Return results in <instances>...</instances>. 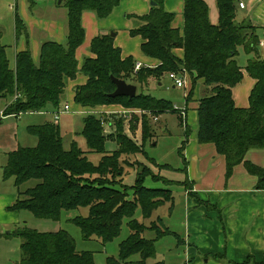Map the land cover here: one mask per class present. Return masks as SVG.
<instances>
[{
    "label": "trees",
    "instance_id": "1",
    "mask_svg": "<svg viewBox=\"0 0 264 264\" xmlns=\"http://www.w3.org/2000/svg\"><path fill=\"white\" fill-rule=\"evenodd\" d=\"M155 5L143 15L128 14L139 24L129 29L132 37L141 38V52L158 64L134 69L135 59L122 58L121 51L114 45L109 34L95 36L89 46L93 57H85L78 69L76 50L84 41L81 15L93 12L98 19L107 18L120 0H64L67 13V34L64 43L47 41L41 44L38 61L32 59L29 47L15 54L14 66L6 55L0 29V98H12L3 110L4 115H18L41 112L51 107L57 109L64 94L66 82L73 80L78 72L86 77L83 85L76 86L75 104L94 109L103 105L120 104L127 108L144 110L152 116L175 112L173 104L142 91L133 98L110 97L114 91L110 76L122 79L136 86H145L149 77L156 80L169 72L180 74L186 71L191 78V87L185 102L191 101L197 80L211 87L210 94L197 100L196 139L199 144L212 143L216 152L224 156L225 178L233 168L243 164L245 170L257 178L255 188L264 192V169L245 160L250 149H264V59L258 52L257 27L248 19L238 22L235 18L238 0H215L218 21L212 24L208 17V6L204 0L183 1L182 34L172 27L174 13L164 9L163 0H150ZM15 35L27 38L23 21L15 14ZM181 48L183 57H177L173 50ZM251 55L244 66L245 72L255 80L248 96V105L238 107L232 98V88L243 80L242 68L238 64L239 50ZM149 117V116H147ZM115 134L116 149L106 151L104 130L100 118L87 114L82 119L83 136L87 152L100 154L97 164L92 163L76 142L68 149L63 147L59 126L53 122L31 125L27 132L36 137L33 147L19 146L6 154L3 167L4 178H13L18 188L15 202L10 211H28L37 219L58 220L62 210L78 207L87 208L86 216H75V224L88 240L96 237L102 243L116 238L123 219H127L129 235L118 244V255L106 257L105 264H123L130 256L138 254L140 259L129 264H146L155 255V241L165 235H177L164 226L161 218L149 226L134 218L140 209L144 219L165 203L173 204L169 189L148 188L146 178L154 181L166 179L144 167L135 176L134 184H124L120 157L122 155L146 154L143 147L152 136L151 123L142 119L141 146L127 138L122 132L121 120ZM180 123L188 130L179 115ZM186 131V132H187ZM186 141V140H185ZM185 141L179 148L184 172L183 158ZM155 163V162H154ZM158 168L171 167L167 164ZM29 180H36L34 186L20 190ZM183 186L186 180L182 181ZM131 191L132 199H128ZM154 231V239H145L144 230ZM12 235L22 239V257L17 264H95L93 253L76 251L73 238L64 230L38 232L25 225L15 228ZM154 264H163L162 261ZM233 264H264L247 256Z\"/></svg>",
    "mask_w": 264,
    "mask_h": 264
},
{
    "label": "crops",
    "instance_id": "2",
    "mask_svg": "<svg viewBox=\"0 0 264 264\" xmlns=\"http://www.w3.org/2000/svg\"><path fill=\"white\" fill-rule=\"evenodd\" d=\"M204 1L209 9L208 17L210 22L216 24L218 11L215 0ZM239 2L243 4V8L237 5L235 18L238 22L248 19L257 27L258 52L260 58L264 59V0H238ZM163 6L165 10L174 13L172 27L178 29L180 34H182L183 1L163 0ZM11 9H13V12ZM149 9L150 0H120L118 6L105 19H96L93 12L84 11L81 15V23L85 32L84 41L76 50L78 68L81 67L85 57H93V54L89 51L91 40L95 36L110 34V32L114 33L113 42L120 49L122 58L131 56L135 61L142 63L143 66H156L158 64L157 61L147 58L141 52V38L139 36L132 37L129 34V29L132 26L128 21L127 15H143ZM3 13L5 16L2 15ZM15 14L24 23L27 38L23 35L16 37ZM2 20H5L7 28L12 33L11 46L7 44L8 42H4V30H2L3 28L0 24V29L2 28L1 40L6 46L7 57L8 53L11 55L8 59L10 64L12 59V66L15 63V54L26 47H29L32 59L37 63L42 43L47 41L64 43L67 34V13L66 10L64 11L61 8V4L56 3V0H0V23H2ZM133 24L136 25L137 21L134 20ZM173 52L177 57H183L181 48H176ZM241 52L244 53L240 49L239 55ZM250 56L246 55L245 60L240 65L243 72L242 82L232 88V98L234 104L238 107H246L248 105V96L255 83V80L248 76L244 70L246 60ZM187 75L189 76V74ZM199 81L197 80V82ZM85 82L86 77L79 73L76 74L73 80L66 82L65 89L68 90L73 103L76 86L83 85ZM155 82L158 86L161 85V81L157 80ZM201 82L203 83V81ZM203 84L199 91L210 94L211 87ZM148 85L149 83L145 87ZM137 91L138 86H136ZM197 92L198 90H196L195 86L192 99L187 102L185 108L186 125L188 129L189 127L193 128V133L188 135L184 144L183 158L186 168L184 172L181 171L184 177L183 180H186V185L183 186L184 238L181 239L175 231L170 230L177 235L178 243L186 246L185 264H233V262L243 261L247 256H252L255 260L262 261L264 259V192L255 188L257 178L250 175L243 164L236 165L232 170V174L226 179L224 156L216 152L214 144H199L197 142L196 107L197 100L201 97L197 95ZM11 101L12 98H0V112ZM103 108L114 110L117 105L100 107V109ZM57 109L60 108L58 107ZM78 109L79 112L87 111L88 114L96 110L83 108L79 105ZM54 110L51 107H47L46 110L41 112H29L28 114H31L29 115L31 117L23 119L20 117L27 113L17 116H0V151L4 152L5 159L8 152L16 150L19 146L33 147L21 144L23 143V137H19V131L23 129V126L27 131L28 126L53 122L52 112ZM188 114L191 115V126L188 123ZM57 125L60 129L59 120ZM245 160L264 169V149L248 150L245 154ZM166 180L168 183L182 185L181 180ZM17 196V187L13 192L0 193V227L3 229H8L12 225L22 226L19 224L21 221L20 212L8 210V207L17 199ZM196 202L201 203H198L200 206H197ZM173 205L174 202L172 206L169 203H165L158 208L166 206L167 213L170 215ZM157 217L161 218L163 222V218L160 215L155 218L157 219ZM198 254L208 257L204 261H199ZM191 258L192 261H190Z\"/></svg>",
    "mask_w": 264,
    "mask_h": 264
},
{
    "label": "rangeland",
    "instance_id": "3",
    "mask_svg": "<svg viewBox=\"0 0 264 264\" xmlns=\"http://www.w3.org/2000/svg\"><path fill=\"white\" fill-rule=\"evenodd\" d=\"M58 0H56L57 3ZM61 2V8L65 11ZM15 2V1H14ZM60 5V4H59ZM13 12V9H11ZM20 12V11H19ZM20 14V13H19ZM5 16V14H2ZM96 19V15H94ZM136 20L137 24H133V21ZM128 21L132 27H136L139 24V21L136 18H128ZM132 23V24H131ZM2 30H4L3 37L4 42H8L12 46V33L7 28V23L5 20H2L0 23ZM112 33V32H110ZM9 40V41H7ZM10 50V49H7ZM8 57L11 55L8 53ZM246 55L240 53L237 58L238 64L241 65L243 60H245ZM11 59V66H12ZM79 69V68H78ZM82 74L81 72H78ZM188 74V73H187ZM162 79V80H161ZM187 86L176 87L173 86V81L168 77V73L162 76L159 79L161 85L158 86L155 81V77H149L147 79L148 86H138V91H144L155 98L165 99L170 101L173 106L176 108L175 112H166L160 115H157V120L153 121L152 115L150 116L147 112L139 113L135 108H127L120 104L117 105V108L114 110L111 109H100L99 106L93 114L95 116L101 117L106 123L103 126L104 133L109 135L105 140L104 148L106 151H113L116 149V140L115 134L117 132L118 121L114 119L121 120V127L123 134L134 142L138 147L141 146V125L143 117H146L151 123L152 127V136L149 141L145 142L143 149L146 154L138 152L136 154L122 155L120 157V167L123 171V183L131 186L134 184L135 176L137 173L142 172L144 167L149 168L153 173L159 174L161 177L172 180V181H184L183 175L181 174L180 169L183 167L182 157L179 155V148L182 146V142L185 141L191 133H193V128L189 127V131L185 130V126L180 123L179 115L181 116L183 123L186 125V112L185 115L181 114V110L186 108L185 97L188 93V88L191 87V78L186 76ZM200 80L196 82V90H198L197 95L205 96L208 95L206 92L199 91V88L203 84ZM128 83V82H127ZM131 84V83H130ZM204 85V84H203ZM142 91V92H143ZM192 99V98H191ZM68 104L70 109L67 112H64L59 117L60 130L63 138V147L68 149L71 142H76V144L86 152L87 158L94 164H97L100 154L96 152H87L86 144L83 136L80 134L82 129V119L87 115V111L79 112L78 105L74 104L71 101L69 92L65 89L64 94L61 96V101L59 108L62 109L64 105ZM105 106V105H103ZM139 110V109H138ZM190 110V109H189ZM190 114V113H189ZM188 114V123L191 122V115ZM31 114H23L20 118H27ZM149 116V117H147ZM50 118L49 116H45ZM187 127V125H186ZM187 131V132H186ZM23 137L22 145L26 146H35L36 137L32 136L26 131V128L23 126V129L19 131V137ZM6 162L5 155L3 151H0V193L13 192L15 190V184L13 178H4L3 175V166ZM155 162V163H154ZM167 164L171 169L167 168H158L157 165ZM37 183L36 180H29L23 185L20 186V190H24L28 187H32ZM144 185L148 188H161L169 189L172 192L174 197L173 210L170 215L167 213L166 206L158 208L150 218L144 219L141 215L140 209H136L134 213V218L144 223V225L149 226L151 222L156 220V216L160 215L163 218L164 226L168 227L172 231H175L178 236L183 239V228H184V188L183 185L177 183H168L162 180L154 181L151 178H146ZM128 199H132V193L129 191ZM191 199V198H190ZM197 206H200L199 202H196ZM199 203V204H198ZM20 225H25L31 229H34L38 232H56L58 230L66 231L74 240L76 251H90L93 253V260L95 264H105L106 257L116 258L118 255V244L124 240L130 233V230L127 226V219H123L120 233L112 241L107 243H102L98 238L93 237L88 240L82 238L80 229L73 224L70 219L75 216H86L87 208L78 207L72 210H62L58 220L51 219H37L28 211H20ZM17 226L12 225L8 229H3L0 227V264H17L21 257L20 244L22 239L18 236L12 235V232ZM142 236L145 239H154L155 233L152 230L146 229L143 231ZM185 245L178 243L177 237L172 235H165L155 241V255L152 258L146 260V264H154L155 262L162 261L163 264H185ZM199 261H204L208 256L199 255ZM140 257L138 254L130 256L123 264H129V262L139 260ZM214 259V258H213ZM219 260V259H217ZM192 261V258L190 259ZM220 261V260H219Z\"/></svg>",
    "mask_w": 264,
    "mask_h": 264
},
{
    "label": "built area",
    "instance_id": "4",
    "mask_svg": "<svg viewBox=\"0 0 264 264\" xmlns=\"http://www.w3.org/2000/svg\"><path fill=\"white\" fill-rule=\"evenodd\" d=\"M238 6H239L240 8H243V4H242L241 2L238 3ZM141 67H144V66L142 65V63H140L139 61H136L135 66H134V69H135V70H138V69H140ZM186 76H187V72L184 71V70H182V71L180 72V74H178V73H176V72H169V73H168V77L170 78V80L173 81V85L176 86V87H184V88H185V87L187 86ZM69 109H70V108H69V105H67V104L64 105L62 109H55V110L52 112L53 123H54V124H57L60 115H61L62 113H64V112H67ZM173 109H176V108L173 106ZM137 112H139V113H144V112H146V111H144V110H138V109H137ZM147 114H149V113L147 112ZM181 114H182V115H185V111H184V109L181 110ZM3 115H4L3 111L0 112V116L3 117ZM18 115H20V113H19ZM149 115H150V114H149ZM13 116H15V115H13ZM16 116H17V115H16ZM150 116H151V115H150ZM151 117H152L153 121H156V120H157V117H156V116H151ZM180 117H181V116H180ZM100 122H101V125H102V126H104L105 123H106L101 117H100ZM105 134H106V133H105Z\"/></svg>",
    "mask_w": 264,
    "mask_h": 264
},
{
    "label": "water",
    "instance_id": "5",
    "mask_svg": "<svg viewBox=\"0 0 264 264\" xmlns=\"http://www.w3.org/2000/svg\"><path fill=\"white\" fill-rule=\"evenodd\" d=\"M62 0H58L57 4H61ZM156 3L153 1H150V5H155ZM111 37L114 36V33L109 34ZM113 84L115 85L114 91L110 94V97H119V96H125L128 98H133L136 95V85L127 83L126 81L122 79L115 78L113 76H110ZM103 136H105V133H103Z\"/></svg>",
    "mask_w": 264,
    "mask_h": 264
}]
</instances>
